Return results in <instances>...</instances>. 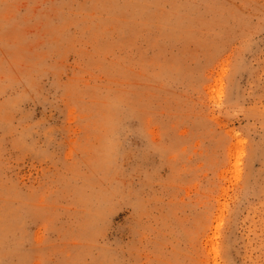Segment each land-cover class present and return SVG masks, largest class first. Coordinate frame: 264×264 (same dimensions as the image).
I'll use <instances>...</instances> for the list:
<instances>
[{"label": "rangeland", "instance_id": "rangeland-1", "mask_svg": "<svg viewBox=\"0 0 264 264\" xmlns=\"http://www.w3.org/2000/svg\"><path fill=\"white\" fill-rule=\"evenodd\" d=\"M0 264H264V0H0Z\"/></svg>", "mask_w": 264, "mask_h": 264}]
</instances>
